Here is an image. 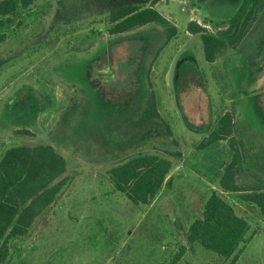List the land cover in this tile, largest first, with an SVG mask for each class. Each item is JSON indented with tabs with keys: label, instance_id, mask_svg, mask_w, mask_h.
<instances>
[{
	"label": "rangeland",
	"instance_id": "374dc122",
	"mask_svg": "<svg viewBox=\"0 0 264 264\" xmlns=\"http://www.w3.org/2000/svg\"><path fill=\"white\" fill-rule=\"evenodd\" d=\"M152 1L35 0L14 16L0 44V160L13 146L50 144L68 167L56 201L11 241L4 264H230L188 239L213 192L250 224L235 264H264L263 214L220 185L238 151L241 181L264 184V14L212 63L188 26L225 27L243 0H160L178 28L169 41L156 23L110 34L113 7ZM153 94L159 124L138 133L130 120ZM227 111L234 132L210 142ZM146 153L172 159L171 180L137 204L109 170Z\"/></svg>",
	"mask_w": 264,
	"mask_h": 264
},
{
	"label": "trees",
	"instance_id": "16d2710c",
	"mask_svg": "<svg viewBox=\"0 0 264 264\" xmlns=\"http://www.w3.org/2000/svg\"><path fill=\"white\" fill-rule=\"evenodd\" d=\"M34 1L0 0V44L8 38L14 16L30 8ZM159 1L153 0L148 6L130 3L113 7L108 16L110 34H123L156 23L166 28L167 41L171 40L178 28L155 7ZM262 14L264 0H243L225 27L217 26L214 31L192 20L188 31L201 35L205 58L213 63L225 50L235 48ZM136 110L138 108L134 112ZM136 116H132L130 123L138 133L150 124H159L161 114L154 94L148 99L147 107ZM234 123L233 114L227 111L220 118L218 128L211 133L210 142L231 136ZM19 132L32 133L29 130ZM135 140L134 136L128 143ZM241 162L238 151L220 177L221 188L225 192H240L241 198L259 207L264 216V184L243 183ZM67 167V159L50 144L19 145L6 150L0 160V264L10 256L11 241L26 236L37 217L56 201L67 184L63 176ZM172 168L170 157L146 153L112 167L109 175L115 188L134 203H151L165 185L170 184ZM249 229L248 220L239 215L221 193L213 192L205 203L203 216L191 223L188 239L191 243L200 242L225 258L232 257L230 264H235L245 249Z\"/></svg>",
	"mask_w": 264,
	"mask_h": 264
},
{
	"label": "built area",
	"instance_id": "2783aa9c",
	"mask_svg": "<svg viewBox=\"0 0 264 264\" xmlns=\"http://www.w3.org/2000/svg\"><path fill=\"white\" fill-rule=\"evenodd\" d=\"M185 10V8H183Z\"/></svg>",
	"mask_w": 264,
	"mask_h": 264
}]
</instances>
